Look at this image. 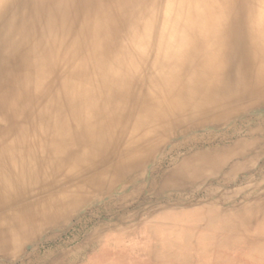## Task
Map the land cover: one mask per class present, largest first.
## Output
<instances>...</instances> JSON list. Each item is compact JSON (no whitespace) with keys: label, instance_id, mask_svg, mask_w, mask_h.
I'll return each instance as SVG.
<instances>
[{"label":"bare ground","instance_id":"obj_1","mask_svg":"<svg viewBox=\"0 0 264 264\" xmlns=\"http://www.w3.org/2000/svg\"><path fill=\"white\" fill-rule=\"evenodd\" d=\"M200 188L145 223L264 263V0H0V264L47 263L35 245L88 209ZM106 231L132 229L85 246Z\"/></svg>","mask_w":264,"mask_h":264},{"label":"rangeland","instance_id":"obj_2","mask_svg":"<svg viewBox=\"0 0 264 264\" xmlns=\"http://www.w3.org/2000/svg\"><path fill=\"white\" fill-rule=\"evenodd\" d=\"M256 170L257 168L251 170L248 174L254 175ZM244 174V172H240L238 175L237 183L240 185H242V178L247 176ZM238 184L231 185L230 188L232 186V188H235ZM221 190L224 191V187H221ZM203 193V188L193 191L185 190L182 193L183 200L177 201V195L173 192L169 193L167 198L157 200L153 192L146 191L141 195L143 199L140 197L135 200L134 203L128 206L127 210H119L117 218H112L103 210L102 206L88 209L85 214L74 216L64 226L65 229L63 227L60 231L42 238L35 245L36 256L39 258L49 257L48 262L44 264H264L258 260L257 256L248 255L239 242L234 240V234L232 235L233 243L230 248L220 245L219 236L222 237L224 234L221 229H206L202 225L190 222V220L179 225H176V221H170L160 225L163 229L161 232L163 236L160 239L151 232V228L160 227V223L155 221L145 223V219L156 212L199 207L198 201L202 198ZM165 200L167 201L165 202ZM124 212L132 216L131 219H127V222L118 220V216L123 215ZM125 224H129L131 227L130 234L118 235L106 231L107 238L103 243L102 241H94V244L85 246V241L96 227L112 226L113 228H119ZM176 226L188 232L184 235L199 233L201 239H204L202 243L203 245L206 244V248L199 246V243L196 242H189L183 250L176 249V247L165 248V242L162 241L170 234L166 233L165 229L167 227L175 229ZM210 237H214V239L212 240ZM27 249L31 251V246H28ZM10 263L24 264L22 259ZM5 264H9V262Z\"/></svg>","mask_w":264,"mask_h":264}]
</instances>
